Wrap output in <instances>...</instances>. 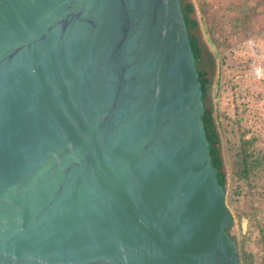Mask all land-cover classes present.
Segmentation results:
<instances>
[{"label":"water","instance_id":"obj_1","mask_svg":"<svg viewBox=\"0 0 264 264\" xmlns=\"http://www.w3.org/2000/svg\"><path fill=\"white\" fill-rule=\"evenodd\" d=\"M181 0H0V264H241Z\"/></svg>","mask_w":264,"mask_h":264},{"label":"rangeland","instance_id":"obj_2","mask_svg":"<svg viewBox=\"0 0 264 264\" xmlns=\"http://www.w3.org/2000/svg\"><path fill=\"white\" fill-rule=\"evenodd\" d=\"M194 1L203 38L217 65L213 98L228 175L226 203L234 220L232 236L240 254H252L253 264H264V232H260L264 225V166L250 181L237 179L229 142L230 136L238 139L247 132L244 138H256L252 149L264 164V0ZM254 44L263 48L260 55ZM251 191L261 196L245 211V194ZM255 209L253 218L242 214Z\"/></svg>","mask_w":264,"mask_h":264},{"label":"trees","instance_id":"obj_3","mask_svg":"<svg viewBox=\"0 0 264 264\" xmlns=\"http://www.w3.org/2000/svg\"><path fill=\"white\" fill-rule=\"evenodd\" d=\"M184 19L187 25L191 46L196 59V68L199 74L201 82V90L203 93V102L205 108V115L203 121L205 124L206 136L209 141L210 154L212 156V161L217 169L218 180L223 188L227 191L228 175L226 171V163L223 156L222 148V135L219 130V124L216 119L215 114V102L213 98L214 84L216 78L217 65L213 52L208 47L202 34L201 23L197 15V6L194 0H181ZM234 132V129L231 130ZM247 132H243L241 137L238 139H233L231 136L229 142L231 144V156L234 159L233 162V173L234 176L239 180L250 181L253 175H256L260 169V166H264L261 158L258 156L256 150L253 151V145L256 142V138L245 139ZM233 135V133H232ZM259 157V158H258ZM261 193L257 191H251L245 194L246 205L244 210L249 207L254 206L257 197L261 196ZM248 202V203H247ZM249 207V208H250ZM243 210V215H247L250 218L256 213V209L252 210L250 214ZM234 225V220L232 221L230 227L227 229L228 234L231 236L232 240L236 244L237 241L234 236H232V228ZM263 228L260 232H264ZM264 242V235L262 236ZM241 264H253L251 260L253 258L252 254L242 252L240 254Z\"/></svg>","mask_w":264,"mask_h":264},{"label":"crops","instance_id":"obj_4","mask_svg":"<svg viewBox=\"0 0 264 264\" xmlns=\"http://www.w3.org/2000/svg\"><path fill=\"white\" fill-rule=\"evenodd\" d=\"M244 21H245L244 24H246V17H244ZM244 30H246V27L244 28ZM248 35H251V34H248ZM253 47H254V50L257 52L256 53L257 55H260L261 54V51H263V48L261 47V45L254 44Z\"/></svg>","mask_w":264,"mask_h":264}]
</instances>
